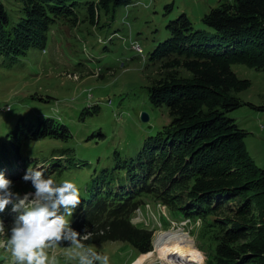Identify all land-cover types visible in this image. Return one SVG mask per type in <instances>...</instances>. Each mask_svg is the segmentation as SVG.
<instances>
[{
	"label": "rangeland",
	"instance_id": "obj_1",
	"mask_svg": "<svg viewBox=\"0 0 264 264\" xmlns=\"http://www.w3.org/2000/svg\"><path fill=\"white\" fill-rule=\"evenodd\" d=\"M224 1L227 0L111 3L106 8L99 7L100 16L95 23L89 20L87 4L80 5L79 18L84 21L79 29L55 23L48 35L46 51L32 47L15 61L3 58L0 65V173L13 181V191L21 195L34 193L31 182L23 180L30 166L45 170V176L57 183L75 182L81 189L82 199L86 200L96 185L112 187L126 182L125 169L116 168L115 152H119L121 160L135 158L145 139L163 130L173 119L170 108L152 103L149 88L169 82L164 77L171 71L177 72V77L184 81L197 79L193 72L196 65L180 62L166 68L168 64L162 65L163 62L174 56L154 54L173 36L170 22L186 13L193 23V31L206 30L211 35L214 30L205 25L202 18ZM0 3L8 13L9 27L24 17V8L29 4L28 0H0ZM210 42L211 39L203 40V43ZM134 45H140L142 51ZM211 66L218 68V79L238 87L232 88L231 94L239 97L243 104L227 115L247 132L243 138L245 146L255 165L263 167L264 70L227 60L216 61ZM65 70L79 74L70 77L61 73ZM144 112L149 115L147 121L142 119ZM46 117L66 124L70 137L66 140L26 138L18 158L8 134L20 120L36 123ZM145 202L133 221L143 222L152 229L155 241L161 232L187 233L202 251L204 264H207L211 253L199 245L192 231L194 225L189 220L171 218V224H167L160 214L168 215L167 206L154 199ZM17 215L10 205L0 213V218L10 227ZM75 219L74 212L70 220L73 223ZM0 239L6 237L0 236ZM84 243L107 254L109 264H135L141 256L128 241ZM67 252L66 244L56 249L57 264H78L68 258ZM0 264H14L6 248H0ZM141 264L169 263L154 256Z\"/></svg>",
	"mask_w": 264,
	"mask_h": 264
},
{
	"label": "trees",
	"instance_id": "obj_2",
	"mask_svg": "<svg viewBox=\"0 0 264 264\" xmlns=\"http://www.w3.org/2000/svg\"><path fill=\"white\" fill-rule=\"evenodd\" d=\"M28 2L24 17L13 27L0 3V65L3 58L15 61L32 47L45 50L55 23L79 29L84 21L79 18L80 5L87 4L89 20L95 23L100 6L127 5L131 0ZM202 21L214 30L211 35L193 31L191 19L181 14L169 24L173 36L154 52L174 56L163 62L166 68L180 62L196 65V80H181L171 71L164 77L169 82L149 88L155 106L170 108L171 123L145 139L135 158L121 160L115 152L116 168L125 169L126 182L94 186L90 198L82 199L75 211L72 226L86 231L85 242L123 240L147 254L153 249L154 231L134 223L133 217L146 199H154L167 206L168 215L160 213L167 224L173 219L194 225L199 245L211 253L207 264H264V166L252 161L243 141L247 132L227 115L243 104L231 94L238 87L218 79V68L211 66L227 60L264 70V0L221 2ZM204 39L212 42L203 43ZM8 137L20 158L26 138L66 140L70 130L46 117L36 123L18 121Z\"/></svg>",
	"mask_w": 264,
	"mask_h": 264
},
{
	"label": "clouds",
	"instance_id": "obj_3",
	"mask_svg": "<svg viewBox=\"0 0 264 264\" xmlns=\"http://www.w3.org/2000/svg\"><path fill=\"white\" fill-rule=\"evenodd\" d=\"M34 193L13 191V181L0 173V213L10 205L18 213L10 227L0 218V248L11 253L14 264H57L56 249L68 246V258L78 264H109V256L86 245L82 233L70 220L82 202L80 187L71 180L57 183L41 168H28L23 176ZM7 228V231H6Z\"/></svg>",
	"mask_w": 264,
	"mask_h": 264
},
{
	"label": "bare ground",
	"instance_id": "obj_4",
	"mask_svg": "<svg viewBox=\"0 0 264 264\" xmlns=\"http://www.w3.org/2000/svg\"><path fill=\"white\" fill-rule=\"evenodd\" d=\"M154 250L142 254L135 264L157 256L169 264H204V255L187 233L179 231L161 232L154 242Z\"/></svg>",
	"mask_w": 264,
	"mask_h": 264
},
{
	"label": "water",
	"instance_id": "obj_5",
	"mask_svg": "<svg viewBox=\"0 0 264 264\" xmlns=\"http://www.w3.org/2000/svg\"><path fill=\"white\" fill-rule=\"evenodd\" d=\"M142 119L144 120V121H147L148 119H149V115L147 114V113H143L142 114ZM150 252V251H149Z\"/></svg>",
	"mask_w": 264,
	"mask_h": 264
},
{
	"label": "crops",
	"instance_id": "obj_6",
	"mask_svg": "<svg viewBox=\"0 0 264 264\" xmlns=\"http://www.w3.org/2000/svg\"><path fill=\"white\" fill-rule=\"evenodd\" d=\"M139 259V258H138Z\"/></svg>",
	"mask_w": 264,
	"mask_h": 264
}]
</instances>
